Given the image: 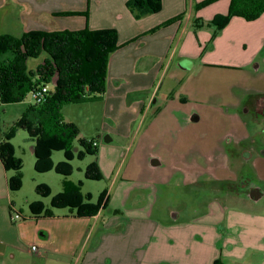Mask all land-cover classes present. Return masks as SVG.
<instances>
[{
  "label": "crops",
  "instance_id": "crops-1",
  "mask_svg": "<svg viewBox=\"0 0 264 264\" xmlns=\"http://www.w3.org/2000/svg\"><path fill=\"white\" fill-rule=\"evenodd\" d=\"M128 1L0 0V24L6 16L15 14L17 26L16 33L1 32L0 35L8 34L19 38L30 32L81 31L85 28L114 29L117 32L120 47L109 57L102 106L105 115L112 110L114 121L111 124L117 126L112 128L102 122L95 133L97 136L104 135L105 144L111 143L113 135L122 130L123 124H129L135 117L138 118L137 126L141 129L151 112L152 119L145 129L147 134L155 125L172 122L187 132L191 124H200L205 119L200 109L224 107L223 109L232 111L233 115L224 122H215L218 125L221 122L226 124L222 128L225 133L210 152L191 156L190 162L183 166L173 162L170 166L171 175L144 183L127 181L131 185L124 186L121 190L117 186L120 203L112 213L105 209L110 200V192L104 191L98 213L93 217H78L90 220L89 228L81 233L79 247L74 251H71V247L69 251L60 253L58 256L61 258L55 260L56 264H213L217 259H222L225 264H264V215L230 208L227 204L218 202L217 211L210 205L200 217L196 215L198 210L191 208L195 215L181 220V213L165 203L160 204L158 197L159 186L170 189L174 184L171 182L172 178L178 174L183 175V184L205 186L200 178L206 175L209 182L220 184V190L226 189V186L229 189L232 187L231 181L220 174L230 168L229 174L236 178L232 181L233 184L243 172L242 164L246 155L249 154L252 158L260 156L253 153L254 133L245 129L239 114H252L255 120L262 119L264 90L234 82H230L224 91L210 90L203 86H199L198 91H189L181 84L167 88L163 84L168 75L176 85L183 76L181 73L193 71L196 65L203 71L212 68L215 71L216 66H222L226 69L225 73L231 76L239 74L253 81H261L264 78L261 71L264 64V13L262 18L250 22L233 17L211 40L214 32L211 21L218 15L227 14L231 0H218L200 8L198 5L206 0H162L160 12L144 17H136L127 7ZM170 21L172 23L164 26ZM155 29L158 30L151 32ZM247 72L253 76L250 78ZM192 92L197 96L189 95ZM191 97L196 102L193 106H189ZM256 110L259 111L258 114H255ZM118 116L125 122H118ZM74 124L81 138L90 140L89 135L83 133L77 123ZM227 138L237 149L235 152L239 162L236 163L235 173L229 167L228 160L217 155L223 152L221 142ZM2 140L1 136L0 142ZM95 144L98 156L95 161L102 174L100 158L108 146L101 145L99 141H95ZM139 145L142 146L141 143ZM146 146L150 149L146 156L149 160H156L153 163L150 161L148 171L150 174H161L162 170L157 172L162 166L161 160L152 152L154 142L151 141ZM14 174V171H6L0 163V213L5 216L8 213L9 218L11 209L18 212L11 194L13 192L9 191L7 185L8 179ZM64 182L75 186L64 179L59 193L64 191ZM257 194L259 197L254 201H258L263 195L260 190ZM171 195L172 193H165L164 197ZM42 205L44 209H49V205ZM7 206L9 208L6 210ZM30 213L33 216L30 217L31 222L41 216ZM73 215L70 212V216L74 217ZM46 218L52 221L56 219L53 216ZM3 220L8 223L7 217ZM26 220L23 216L21 221ZM57 220L66 221L61 218ZM62 225L67 228L63 232L66 237L79 232L74 227L75 224ZM35 226L37 229L34 231L40 232L38 237H46L45 227H39L37 223ZM13 234L15 237L22 236L19 228ZM28 236L31 239L27 245V254L30 253L29 257L32 259L29 264L45 261L49 253L48 246L44 243L39 245L41 249L36 247V251H32L31 247H35L36 239L32 238L31 233ZM6 248L9 251L15 250L12 243L6 245ZM253 256L256 260H251ZM11 257L14 258L15 255ZM0 264H6L1 251Z\"/></svg>",
  "mask_w": 264,
  "mask_h": 264
},
{
  "label": "rangeland",
  "instance_id": "rangeland-1",
  "mask_svg": "<svg viewBox=\"0 0 264 264\" xmlns=\"http://www.w3.org/2000/svg\"><path fill=\"white\" fill-rule=\"evenodd\" d=\"M263 13L264 11L258 16V18H262ZM6 17L7 18L4 22L0 24V33H16L17 26L15 14H10ZM7 57H10V53L8 52L2 56L3 59H6ZM42 59L43 56L38 57L37 59H28L26 62L27 69L34 70L35 66L40 63ZM195 67L196 69L193 71L190 70L181 73L183 76L178 79L176 85L167 75L163 84L164 88L175 87L179 86L177 84H181L180 86H186L189 91H198L199 86L207 87L210 90L224 91L228 88L230 82H234V84L236 83L238 85L253 87V89L264 90V78L261 81H253L239 74L231 76L229 73H225L226 69L222 68V66H216L215 71L213 68L203 71L202 69L200 70L197 68L198 65ZM261 71L264 74V64ZM247 73L250 78L253 76L250 72ZM192 93L189 95L194 97L197 96V94ZM104 95L105 92L101 98L96 100L79 104H68L60 109V115L65 123H71L76 128L77 126L74 123H77L81 131L86 135H89L88 138L99 141V143L105 147L108 146L106 147L108 149L103 152V155L100 158V165L103 167L100 180L85 179V170L91 163H96L95 160L98 157L97 154L91 156L87 155L83 160L74 158L68 163L72 169L71 175L69 177H63L55 172L54 167L61 162H65L64 153L62 151H54L51 153L50 159L51 164L54 167L48 172L37 173L35 171V158L31 148L34 145V142L29 138L27 132L18 129L14 132L12 139L9 140V144L13 148L14 157L20 159L22 163V181L20 189L11 194L16 202V211L26 217L27 220L13 223L11 222L8 213L7 216L0 213V251L2 252V255L5 256L6 264L30 263V260L32 259L29 257L30 253L27 254V245L31 239V237L28 236L30 233L32 234V238L36 239L34 243L35 248L39 247V249H41L39 245L42 246L44 243L48 246L49 253L47 254V259L45 261H40L37 264H56L55 260L61 258L58 256L60 253L69 251L71 247V251H74L77 246L79 247L81 233L89 228V219H79L75 215L72 217L70 216V210L63 208L51 210L53 217L56 219L61 218L66 221H56V219L52 221L44 217L43 214H41L40 218L39 216L36 217L39 218L36 221L31 222L30 220V217H33L30 213V205L35 201H39L42 204L49 205L50 208L52 197L62 191V182L64 179H67L73 185H78L82 182V186L79 188L81 194L90 195L91 202L94 204L104 191L107 190L110 192V200L105 209L108 213H112L114 209H118L120 203V191L116 189L117 186L121 190L122 187L131 185L128 184L129 182L127 181H140L141 183H144V181H150L151 179L156 180L161 176H167L168 174L171 175L170 166L173 162L183 166L185 165L184 163L190 162L191 156H201L204 152H210L218 143L219 138L225 133V130L222 128H225L226 124H223L222 122H224L230 115H233L232 111L229 112L227 109H223L224 107L200 109L201 113L205 115V119L200 124H191L187 132L184 128H181L180 125L172 122L155 125L149 131V134H147L145 129L152 119L151 112L145 125H143L141 129L137 126L138 118L135 117L129 122V124H123L122 130L113 135L114 140L111 143L105 144L103 139L104 135L97 136L95 134L98 126L102 122L112 128H116L117 125L111 124L114 121L112 110L109 114H104V109L102 107ZM187 95L188 93L186 96ZM129 98L132 99L131 97ZM189 100V106L195 105L196 102H194V98L191 97ZM32 102L31 96H27L24 101L20 103L0 105V131H2L0 137H3V134L9 130L17 119L20 118L22 113L30 104H32ZM239 116L242 118L245 129L251 134L254 133L253 140L255 142V148L253 153H258V155H260L252 158L247 152V157L244 159L245 162L242 164L243 172H241L240 175L245 179H249L248 183L252 187L258 188L263 194L262 197L258 201H254L251 199L248 200L243 196L238 197L237 195L232 194L233 192H229L230 188L228 189L227 186L226 189L220 190V184L209 182L210 179L206 175H203L200 178V181L202 184H205V186L183 184V175L178 174L172 178L171 182L174 184L170 189H165L164 187L159 186L158 197L160 204L165 203L174 210L180 212L181 220H187L189 217L194 216L193 208L198 210L196 215L200 217L202 214L206 213L210 208V205H213L214 210L217 211V207L219 206L218 202H220V204L225 203L230 208L243 209L245 211L264 215V117L255 120L252 114H239ZM218 121H222L221 125L215 123ZM118 122H125V120H122L120 116H118ZM139 129L140 131H138ZM136 133L138 134L134 137ZM146 135H148V137L145 138ZM79 138H81L80 132ZM151 141L154 142L152 152L159 156L156 157L157 159H160L162 163V166L157 169V172L162 170L160 171L161 174H150L151 172L148 171L150 161L152 163L156 161L154 158L149 160L148 156H146V154L150 152V149L146 145H149ZM139 143L142 144L141 147ZM221 146L223 152L217 153V155L224 156L228 160L229 167H231V170L235 173L236 163L239 162L236 157L238 154L235 152L237 149L231 144L228 138L221 142ZM257 147H259L260 150L256 149ZM77 149V144L73 142L71 145V152L75 154ZM225 158H223L224 162ZM204 162L206 161L204 160ZM253 163H255L258 168H255ZM229 171L222 172L220 176L228 178L227 180L231 181L230 184L233 185L236 182H233L232 184V181L236 178L233 177L231 173L229 174ZM44 183L50 192L47 197H42L36 193L37 187L44 185ZM165 193H172V195L164 197ZM8 208L9 207L7 206L6 210ZM6 217L8 223L3 220L6 219ZM30 223L32 224L29 225ZM36 223L39 227H45L47 230L46 237H38L40 232L36 233L34 231L37 229L35 226ZM62 224H66V226H74L75 224L74 227L77 228L79 232H76V234H70L69 237H66L63 232L67 230V228ZM18 228L20 229L22 236L16 235L15 237L13 233H16ZM7 231L8 233H6ZM9 243L14 245V251H9V248H6V245ZM13 254L15 255L14 258L11 257ZM253 258L254 256L251 257V260ZM63 262H67V260H64Z\"/></svg>",
  "mask_w": 264,
  "mask_h": 264
},
{
  "label": "trees",
  "instance_id": "trees-1",
  "mask_svg": "<svg viewBox=\"0 0 264 264\" xmlns=\"http://www.w3.org/2000/svg\"><path fill=\"white\" fill-rule=\"evenodd\" d=\"M218 0H206L198 7H204ZM127 7L144 17L161 11L162 0H129ZM264 11V0H231L226 15L216 16L210 23L214 28L211 40L229 23L233 17L245 21H254ZM172 21L166 23L169 25ZM159 29V28H158ZM155 29L151 32H154ZM150 32V33H151ZM117 32L114 29L81 31L30 32L16 38L11 35H0V104H16L24 101L32 93L46 88L40 102L34 101L22 113L0 142V163L6 171L15 174L8 179L7 185L11 192L20 189L22 163L14 157L9 140L18 129L25 130L34 142L32 152L35 158V171L44 173L54 166L51 164V153L62 151L65 162L54 167L55 172L63 177L72 173L68 164L74 158L83 160L85 156L96 155L95 140L79 138L77 128L71 123H65L60 115V109L68 104H79L101 98L105 92V81L110 55L119 49ZM10 53V57L2 56ZM43 56L34 70H28V59ZM1 118V116H0ZM78 149L71 152L72 143ZM86 180H100L98 165L93 162L85 170ZM64 191L51 199L49 209H44L42 203L35 202L29 209L34 214L52 217L51 209L67 208L76 217L95 216L104 199L101 194L94 204L91 196L82 195L81 183L72 186L64 182ZM36 193L47 197L50 192L44 185L38 186ZM13 210H10V216ZM213 264H225L217 259Z\"/></svg>",
  "mask_w": 264,
  "mask_h": 264
},
{
  "label": "flooded vegetation",
  "instance_id": "flooded-vegetation-1",
  "mask_svg": "<svg viewBox=\"0 0 264 264\" xmlns=\"http://www.w3.org/2000/svg\"><path fill=\"white\" fill-rule=\"evenodd\" d=\"M257 112L255 114H258L259 111L256 110ZM249 179H245L243 178L241 175H239V178L237 180V182L235 184L232 185V187L230 188V192L232 194L239 196H243L245 198H247L248 200H255V196L253 195L254 193H257V191L259 192L258 188L256 187H252L249 183H248ZM234 190H233V189ZM261 192V191H260Z\"/></svg>",
  "mask_w": 264,
  "mask_h": 264
},
{
  "label": "built area",
  "instance_id": "built-area-1",
  "mask_svg": "<svg viewBox=\"0 0 264 264\" xmlns=\"http://www.w3.org/2000/svg\"><path fill=\"white\" fill-rule=\"evenodd\" d=\"M46 88H43L41 91H37L35 93H32L31 94V98H32V101H37V102H40V100L42 99V94L46 92ZM93 146H96L95 142L93 144ZM23 219V216L19 213V212H12L11 213V216H10V220L11 222H17V221H21ZM31 250L32 251H36V248L35 247H31Z\"/></svg>",
  "mask_w": 264,
  "mask_h": 264
},
{
  "label": "water",
  "instance_id": "water-1",
  "mask_svg": "<svg viewBox=\"0 0 264 264\" xmlns=\"http://www.w3.org/2000/svg\"><path fill=\"white\" fill-rule=\"evenodd\" d=\"M253 195L255 196L256 199L259 197V194L257 193H254Z\"/></svg>",
  "mask_w": 264,
  "mask_h": 264
}]
</instances>
